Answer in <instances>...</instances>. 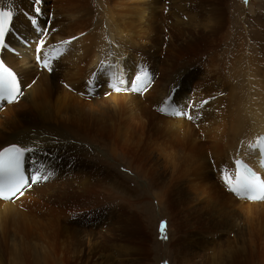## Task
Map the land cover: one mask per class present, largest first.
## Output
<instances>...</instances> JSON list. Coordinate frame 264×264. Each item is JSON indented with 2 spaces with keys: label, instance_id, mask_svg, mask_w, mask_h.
Returning <instances> with one entry per match:
<instances>
[{
  "label": "bare ground",
  "instance_id": "1",
  "mask_svg": "<svg viewBox=\"0 0 264 264\" xmlns=\"http://www.w3.org/2000/svg\"><path fill=\"white\" fill-rule=\"evenodd\" d=\"M130 1L43 0L33 26L34 0H0L16 9L20 37L6 35L1 56L24 93L0 101V148L34 146L27 176L40 165L53 173L23 196L0 199V264H152V247L162 244L168 264H264V201L221 186V169L235 178V159L264 179L259 151L247 147L264 135V8L255 0L260 8L242 22L246 32L228 58L217 52L230 0L170 1L178 36L160 50L137 47L147 11ZM41 40L54 57L50 69L37 61ZM101 61L111 67L99 72ZM141 66L151 76L147 90L128 91L117 105L112 74H123L124 87ZM169 96L187 115L159 110ZM122 161L144 186L116 172ZM152 194L166 219L164 243L147 214Z\"/></svg>",
  "mask_w": 264,
  "mask_h": 264
},
{
  "label": "snow or ice",
  "instance_id": "2",
  "mask_svg": "<svg viewBox=\"0 0 264 264\" xmlns=\"http://www.w3.org/2000/svg\"><path fill=\"white\" fill-rule=\"evenodd\" d=\"M43 0H34L33 11L35 15L31 19V23L34 26L38 25L37 17L42 14L40 5ZM247 2V0H245ZM16 14V9L12 3L8 2L7 7L0 4V50H5L9 47L6 42V35L13 32L12 21ZM43 31V30H42ZM73 39H76L73 37ZM63 44H68L70 41H63ZM44 41L41 40L36 47L37 61L41 63L42 67L49 68L52 59L47 52L42 53V46ZM62 50H56L57 56ZM43 56V59H41ZM111 65L101 61V66L98 69L99 72H104ZM113 75V82L111 87L114 91H132L143 92L147 90V86L151 82V76L148 69L144 66L139 67L137 74L131 80V88L124 89L121 87L125 83L122 78L123 74L117 77ZM97 80V73L92 74V78L88 81L89 93L93 91V85ZM22 82L18 74L6 66L5 62L0 59V101H6L11 104L17 102L20 97L23 96ZM172 97L169 96L164 101L163 105L159 109L161 112L171 113L172 115H187L182 109H178L174 104L170 103ZM207 101H203L206 104ZM189 119H192L189 116ZM250 151H259L260 164L264 167V135L257 136L255 142H250L247 145ZM34 146H24L18 143L7 145L0 148V199H12L14 197L23 196L24 190L30 188L33 184L39 183L43 180H48L52 176V172L45 171L44 166L40 165L39 170L33 173L31 176L25 175V162L29 154L36 152ZM235 178L228 169H221V179L224 181L227 189L237 195L238 197L247 199L249 201H264V179H262L257 173H255L246 163L241 159H235ZM161 239H167L166 236V222L160 223Z\"/></svg>",
  "mask_w": 264,
  "mask_h": 264
},
{
  "label": "rangeland",
  "instance_id": "3",
  "mask_svg": "<svg viewBox=\"0 0 264 264\" xmlns=\"http://www.w3.org/2000/svg\"><path fill=\"white\" fill-rule=\"evenodd\" d=\"M111 1V0H110ZM136 1V2H135ZM137 1L138 0H131L130 2H128V5L131 7V8H135L136 6L137 7H139V8H145L146 9V11H147V13H146V17L147 18H144L145 20H144V28L145 29H142L141 30V32L140 31H135V38H134V40H136L137 41V33L136 32H138L140 35H141V37L139 38V41H137L139 44H137V47H140V46H143V45H151L152 47H154V49L155 50H160L161 48L162 49H166L167 47H168V44H169V40L167 39L168 38V36L170 37V40H172L173 39V41H174V36L176 35V36H178V31H176L177 30V27H176V18L174 17V15H173V13H172V9H171V4H172V2L170 3V1H172V0H168V1H166V0H144V1H142V0H140V1H138V3H137ZM147 1V2H146ZM259 3H260V5H261V7L262 8H264V4H261L262 3V0H257ZM140 2V3H139ZM145 2V3H144ZM159 2V3H158ZM243 2V3H242ZM251 2V0L249 1V0H247V2H245V0H230V2H229V4H228V6H227V9L225 10L226 11V13H227V20H226V33H224L225 35H224V38L221 40V42L218 44L219 46H220V52H217L218 54H217V57H219V56H226V55H228V58H230V57H232V56H230L229 54H232V52H234L236 49H237V47H238V45H235V44H238L239 43V37H240V35H241V32L243 31L242 29H244V32H246L245 30H246V28H244V27H246V23L245 24H242V22L243 21H250L249 19H248V17H249V15L251 16L252 14H253V12L255 11L254 9H258V8H260L258 5H256L255 4V0H252V2ZM111 3V2H110ZM155 3V4H154ZM157 3H158V5H157ZM166 3H169V4H166ZM232 5H231V4ZM245 3V4H244ZM135 4V5H134ZM149 4V5H148ZM151 4V5H150ZM162 4H164V6L166 7V9H164V10H160V8H159V11H156L155 13H153V15H151L150 17H149V14H150V8H156V7H160ZM142 5V6H141ZM152 6V7H151ZM163 6V7H164ZM246 6V7H245ZM252 6V7H251ZM136 7V8H137ZM148 7V8H147ZM170 7V8H169ZM135 8V9H136ZM241 8V9H240ZM240 9V10H239ZM168 10V11H167ZM242 10H243V12H242ZM177 11H178V13L181 15V10H179L178 8H177ZM229 13H228V12ZM240 11V12H239ZM246 11V12H245ZM251 11H253V12H251ZM166 12V13H165ZM247 12H249V13H247ZM252 14H251V13ZM245 13V14H244ZM243 14H244V16H243ZM128 15V16H127ZM126 16L127 17H125V19L127 20V18H128V20L129 21H132V23H135L136 21H135V19H133V17L131 18V16H130V14L128 13ZM234 15V16H233ZM130 16V17H129ZM181 17H182V15H181ZM241 17V18H240ZM132 20H131V19ZM240 18V19H239ZM154 19V20H153ZM134 20V21H133ZM148 20V21H147ZM174 20V21H173ZM238 20V21H237ZM171 21V22H170ZM152 23V24H151ZM129 24H131V22H129ZM168 24V25H167ZM148 26V27H147ZM150 26V27H149ZM148 28H150V29H152V30H150V29H148ZM165 28V29H164ZM149 30H150V32H149ZM154 30V31H153ZM156 30V31H155ZM46 32V31H45ZM145 34H144V33ZM148 34H147V33ZM152 32V33H151ZM157 32V33H156ZM166 32H168V33H166ZM14 33V35H15V37L16 38H18V37H20L16 32H13ZM154 33V34H153ZM156 33V34H155ZM166 33V34H165ZM146 35V36H143V35ZM169 34V35H168ZM139 35V36H140ZM149 35H152V36H149ZM236 35V36H235ZM149 37H154V38H152V39H154L153 40V44L155 45H153V44H150V42H148V41H150V39H147V38H149ZM231 37V38H230ZM236 39V40H235ZM141 40H142V42H141ZM233 40V41H232ZM135 41V43H137ZM143 41H144V44H142L143 43ZM146 41V42H145ZM227 41V42H226ZM22 42L24 43V40H22ZM164 42V43H163ZM236 42H238V43H236ZM138 45H140V46H138ZM223 46V47H222ZM161 47V48H160ZM222 47V48H221ZM226 49H225V48ZM222 49V50H221ZM129 51V57H131L132 59H133V61H137V58H136V56H138V55H136V54H134L130 49L128 50ZM222 51V52H221ZM13 52H15V51H13ZM222 53V54H221ZM13 54H15V53H13ZM226 54V55H225ZM209 57H212V56H207L206 57V59L207 58H209ZM65 86V85H64ZM124 87H125V89H130L131 88V84L129 83V84H126V85H124ZM124 87H122V88H124ZM25 90H28L27 88H25ZM126 92H128V91H120V92H118V94L117 95H119V96H117L116 97V99H117V105H119L120 106V104H119V99H120V97L122 96V95H124V94H126ZM108 92H104L103 94L105 95V94H107ZM123 93V94H122ZM128 95H130V96H133V95H136L137 97L138 96H140V92H132L131 91V93H127ZM92 96H94V95H92ZM89 97H91V96H88V98ZM95 97H97V96H95ZM215 96H214V98H213V96L212 97H209L208 99H211V101L210 100H208V102L209 103H211L212 101H214L215 100ZM214 99V100H213ZM215 106V104L213 105V107ZM191 113H192V111H190ZM188 113L189 115H191V116H195V114H198V112H197V110H194L193 111V113L191 114V113ZM194 112H196L195 114H194ZM188 121H189V119H187ZM118 122H119V120H118ZM120 125V124H119ZM133 130H135L136 128L135 127H131ZM128 130L131 132V130H130V128H128ZM135 138V140H136V136L134 137ZM120 160V159H119ZM120 163V164H119ZM117 166H115V168H116V172L117 173H119V174H122V175H124V176H127V177H129V175L131 176L129 179L130 180H132V179H134L133 180V182H135V184L138 186V187H140V186H144L145 185V181L143 180V178H136L135 176L136 175H134L133 173V171L131 170V169H129L128 167H127V163L125 164V162L124 161H122V162H117V164H116ZM221 186H222V189H223V187L225 188V184H224V182H222L221 181ZM154 196H156V195H154V194H152V195H150V200H151V204H152V210H151V212H147V214H149L150 216H151V218L153 219V229H154V225H155V222L154 221H156L157 220V237H158V240H159V242H161L162 240L164 241V239H161V233H160V223H161V221H165L166 222V219L165 218H161L160 219V216H163V214L162 215H160L158 212H159V209H158V207L156 206L157 204H156V197H154ZM251 218H252V221L254 222L255 221V215H254V218H253V215L251 216ZM154 230L152 231V237H154ZM162 241V243H164ZM164 247V245L162 244V245H160V246H153L152 247V249H153V251H152V256H151V259H152V264L155 262V256L157 255L158 256V261H157V263H154V264H168L169 263V257L168 256H166V250H165V247ZM231 251H234V250H231ZM226 253V252H225Z\"/></svg>",
  "mask_w": 264,
  "mask_h": 264
}]
</instances>
